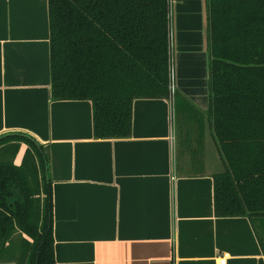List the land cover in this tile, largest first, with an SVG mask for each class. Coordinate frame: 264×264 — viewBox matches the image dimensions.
<instances>
[{
	"label": "crops",
	"instance_id": "crops-1",
	"mask_svg": "<svg viewBox=\"0 0 264 264\" xmlns=\"http://www.w3.org/2000/svg\"><path fill=\"white\" fill-rule=\"evenodd\" d=\"M175 1L182 97L137 98L130 136L96 138L91 100L52 98L49 0H0V136L43 146L52 264H264L254 223L215 213L206 2Z\"/></svg>",
	"mask_w": 264,
	"mask_h": 264
},
{
	"label": "trees",
	"instance_id": "trees-1",
	"mask_svg": "<svg viewBox=\"0 0 264 264\" xmlns=\"http://www.w3.org/2000/svg\"><path fill=\"white\" fill-rule=\"evenodd\" d=\"M205 2L208 114L224 164L213 175L215 213L247 216L263 229L264 0ZM171 15V0H49L53 100H91L96 138L130 136L133 101L171 95ZM54 243L43 146L23 132L3 134L0 262L52 264Z\"/></svg>",
	"mask_w": 264,
	"mask_h": 264
},
{
	"label": "rangeland",
	"instance_id": "rangeland-1",
	"mask_svg": "<svg viewBox=\"0 0 264 264\" xmlns=\"http://www.w3.org/2000/svg\"><path fill=\"white\" fill-rule=\"evenodd\" d=\"M171 8H172V43H173V72H174V84L176 86L177 82H178V67H177V57H176V50H177V34L175 35L174 31H173V23H177L179 21V16H178V12H177V1L174 0V2H172L171 4ZM177 89L170 90V92L172 93V96H175L174 94H176L175 92H177ZM174 93V94H173ZM178 97H182V94L179 92L178 93ZM192 116V114L190 115ZM195 117H198V115L195 113ZM16 162H19V157L16 158ZM257 222V221H256ZM255 224V228H256V232L258 231L261 235H263V229L262 227H260L259 223H254ZM259 234V236H261Z\"/></svg>",
	"mask_w": 264,
	"mask_h": 264
},
{
	"label": "built area",
	"instance_id": "built-area-1",
	"mask_svg": "<svg viewBox=\"0 0 264 264\" xmlns=\"http://www.w3.org/2000/svg\"><path fill=\"white\" fill-rule=\"evenodd\" d=\"M173 44V43H172ZM173 47V46H172ZM173 53V50H172ZM176 89V86L174 84V72H173V60H172V70H171V83H170V90ZM172 94V93H171ZM174 94V93H173ZM227 259L226 257H221L219 260V264H226Z\"/></svg>",
	"mask_w": 264,
	"mask_h": 264
}]
</instances>
